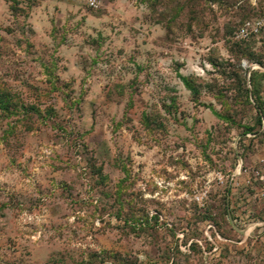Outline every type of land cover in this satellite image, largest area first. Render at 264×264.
<instances>
[{
  "label": "rangeland",
  "instance_id": "374dc122",
  "mask_svg": "<svg viewBox=\"0 0 264 264\" xmlns=\"http://www.w3.org/2000/svg\"><path fill=\"white\" fill-rule=\"evenodd\" d=\"M91 1L0 0V264H264V0Z\"/></svg>",
  "mask_w": 264,
  "mask_h": 264
},
{
  "label": "trees",
  "instance_id": "16d2710c",
  "mask_svg": "<svg viewBox=\"0 0 264 264\" xmlns=\"http://www.w3.org/2000/svg\"><path fill=\"white\" fill-rule=\"evenodd\" d=\"M184 80L186 81V84L190 86L188 80L186 78H184ZM19 101H20L19 97H17V101H16V99L10 96L8 92L4 93L3 95H0V106H2L5 110L8 111L11 110V107H19V104H21V102L19 103ZM259 110H260V118L261 120H264V105Z\"/></svg>",
  "mask_w": 264,
  "mask_h": 264
},
{
  "label": "built area",
  "instance_id": "2783aa9c",
  "mask_svg": "<svg viewBox=\"0 0 264 264\" xmlns=\"http://www.w3.org/2000/svg\"><path fill=\"white\" fill-rule=\"evenodd\" d=\"M91 4L93 6H96V1L95 0L91 1ZM253 175L255 176V178L261 185L262 189L264 190V164L260 168L255 169L253 171Z\"/></svg>",
  "mask_w": 264,
  "mask_h": 264
}]
</instances>
